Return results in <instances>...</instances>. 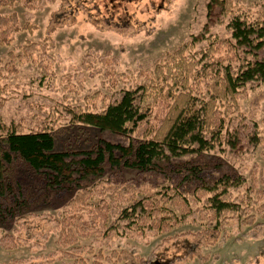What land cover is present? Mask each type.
<instances>
[{
	"label": "rangeland",
	"instance_id": "obj_1",
	"mask_svg": "<svg viewBox=\"0 0 264 264\" xmlns=\"http://www.w3.org/2000/svg\"><path fill=\"white\" fill-rule=\"evenodd\" d=\"M13 1L11 7H0V14H14L17 25L33 29L14 34L9 46L0 47V92L6 98L0 106V120L19 124L23 132L60 128L55 131L54 151L67 152L71 159L97 141L122 146L128 141L118 134L71 125L67 106L101 110L118 98L124 86L140 84V72L151 70L184 43L192 42L199 50L210 35L230 38L224 0H36L33 9ZM231 1L234 11L251 12L261 9L263 2ZM55 14L59 15L58 25L51 31L50 20ZM29 43L35 44L36 50L30 57H22V48ZM10 63L15 72L9 70ZM112 72L117 75L114 88L112 78H106ZM248 86L246 98L239 101V112L229 123L228 130H235V137L228 146L205 156L220 168L241 172L247 180L255 170L259 180L264 177V99L256 103V94L263 85ZM18 167L19 183H31L35 188L33 174L21 164ZM99 181L104 182L95 186ZM78 183L70 188L88 189L93 203L103 200L112 223L118 210L129 206L130 198L153 191L159 181L121 168L81 178ZM74 197L75 193L46 188L36 193L21 218L0 223V264H93L99 252L109 259L102 264H264L261 215H256L252 225L230 220L212 244L196 236L205 223L192 214L163 234L123 235L118 229L113 236L104 235L100 227L94 235L62 248L57 222L67 201ZM5 236L14 240L12 249L2 247ZM77 250L81 255L64 254Z\"/></svg>",
	"mask_w": 264,
	"mask_h": 264
},
{
	"label": "trees",
	"instance_id": "obj_2",
	"mask_svg": "<svg viewBox=\"0 0 264 264\" xmlns=\"http://www.w3.org/2000/svg\"><path fill=\"white\" fill-rule=\"evenodd\" d=\"M18 3L33 9L36 0ZM13 4V0H0V7ZM223 6L224 14L230 17L229 39L210 35L199 50L192 42L184 43L151 70L140 72V84L124 86L118 98L101 110L67 106L71 125L124 136L126 145L97 141L80 157L71 159L67 152L54 151L55 131L60 128L23 132L19 124L7 125L0 120V223L21 218L36 193L46 188L75 193L57 222L62 248L100 227L104 235L114 236L118 229L123 235L163 234L192 214L205 223L196 236L212 244L230 220L252 225L256 215L264 216V177L257 180L252 170L247 180L241 172L220 168L205 156L228 146L235 137V130L229 132L228 127L232 115L239 112V101L246 98L248 85H263L257 91L256 103L264 99V55H260L264 50V0L256 12L234 11L231 0H224ZM58 16L50 20L51 31L58 25ZM32 29L27 24L17 25L14 14H0V47L9 46L14 34ZM34 50L35 44H27L22 57H30ZM9 65L15 72L13 64ZM106 76L112 78L114 88L116 73ZM5 101L0 92V106ZM18 164L33 174L35 188L31 183H19ZM121 168L156 178L159 183L140 198H130L129 206L118 210L114 222L109 223V207L103 200L93 203L88 189L70 187L79 185L81 178ZM1 245L12 249L14 240L5 236ZM67 253L73 257L82 251ZM94 258L93 264L109 261L100 252Z\"/></svg>",
	"mask_w": 264,
	"mask_h": 264
}]
</instances>
